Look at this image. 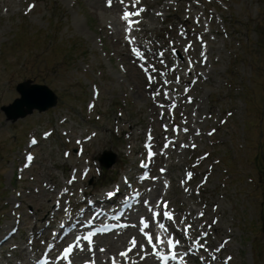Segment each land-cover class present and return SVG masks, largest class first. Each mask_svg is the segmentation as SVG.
<instances>
[{"label":"rangeland","instance_id":"obj_1","mask_svg":"<svg viewBox=\"0 0 264 264\" xmlns=\"http://www.w3.org/2000/svg\"><path fill=\"white\" fill-rule=\"evenodd\" d=\"M95 1L98 10L93 7ZM95 1L0 0V108L18 96L15 84L25 79L45 84L57 96L52 109L15 122L5 120L0 111V236L12 224L10 211L16 201H20L22 216L13 242L2 245L0 264L24 263L25 250L20 251V246L29 241L30 226L49 208L64 203L58 195L62 186L72 182L67 176L73 168L78 169L73 200L78 201L83 186L101 197L111 188L108 177L114 176L115 183L122 175L136 179L143 132L160 127L146 80L132 64L120 36L115 35L111 9L104 0ZM30 5H34L31 10ZM213 6L217 14L212 21L219 33L206 37L214 38L209 44L207 74L190 93L193 101L184 106L197 122L193 127L198 133L197 148L179 158L174 157L179 154L175 150L169 151V158L164 154L161 162L172 165L166 173L172 179L166 197L177 212V222L190 224L194 234L212 230L208 250L218 241L225 242L214 264H264V231L259 229L264 228L260 217L261 210L264 214V172L257 161L264 165V3L216 0L207 5L208 12ZM179 14L183 18L184 13ZM171 15L174 17L173 10L164 11L150 20L146 35L161 36L167 44L165 30H170L167 21ZM257 22L263 25L262 36L254 29ZM212 128L215 132L207 136ZM44 130L51 134L32 148L35 160L17 178L15 169L23 161L28 136L39 137ZM84 137L86 143L75 142ZM81 145L79 156L74 148ZM104 149L117 153L108 169L97 160ZM201 153L208 156L187 191L180 182L183 171ZM87 165L88 175L80 178ZM204 174L208 179L197 190L195 185ZM149 192L155 201L159 192ZM122 243L107 254L122 248Z\"/></svg>","mask_w":264,"mask_h":264},{"label":"water","instance_id":"obj_2","mask_svg":"<svg viewBox=\"0 0 264 264\" xmlns=\"http://www.w3.org/2000/svg\"><path fill=\"white\" fill-rule=\"evenodd\" d=\"M18 90L21 97L15 99L11 106L5 108L7 115L12 119L26 115L33 108L45 109L55 102L54 95L44 86H29L27 83H22L19 84ZM112 161L113 158L107 165Z\"/></svg>","mask_w":264,"mask_h":264},{"label":"snow or ice","instance_id":"obj_3","mask_svg":"<svg viewBox=\"0 0 264 264\" xmlns=\"http://www.w3.org/2000/svg\"><path fill=\"white\" fill-rule=\"evenodd\" d=\"M112 2H113V0H108V4H109V6H111L112 5ZM136 2L137 3H139V0H136ZM121 3H124V0H121ZM32 8H34V5H30L29 6V10H31ZM143 11H145V9H143V8H140L139 9V11L138 12H136V13H131V12H126L125 13V15L122 17L123 19H125V20H129V17L130 16H132V15H139L141 12H143ZM133 22L132 21H129V30H130V28H131V24H132ZM135 23H138V21H136ZM133 39H134V37H133ZM199 39V38H198ZM189 47H191V45H189ZM185 50H187V49H185ZM174 51V50H173ZM138 55H139V53H137ZM160 55H163V53H161ZM202 55H203V53H202ZM152 79H153V77H151V76H149V81L151 82L152 81ZM165 95H166V93H165ZM185 131H187V129H185ZM211 134V133H210ZM33 143H35V141H33ZM79 143V142H78ZM65 155L67 156V155H69L68 153H65ZM28 159H32V157L31 156H29L28 157ZM191 173H188V176L189 177H191ZM69 183H71V181H69ZM115 193L114 192H109L108 193V196H113ZM144 203L145 204H148V201H144ZM164 207H167V203L165 202V204H164ZM158 215H161V213H157V212H153V214H152V218H154L155 216H158ZM163 215H166L168 218H169V220H171L172 219V214L171 213H168V212H165V213H163ZM201 215H203V213H201ZM141 223H144V220H143V218H141ZM214 223H215V221H214ZM145 227H147V225H145ZM160 227L161 228H164L165 226L163 225V224H161L160 225ZM188 227H191V226H188ZM141 231H144V229L143 228H141ZM185 231H187V229H185ZM145 235L147 236V239H148V242L149 243H152V241H153V235H149L148 233H145ZM205 235H206V233H205ZM86 239H88V237H85ZM155 239L156 240H158L159 242H161V243H163V241L160 239V237H155ZM180 242L179 241H172V240H168V247L169 248H175L176 247V245H178ZM201 246H203V245H201ZM153 247H155V245L153 244ZM72 249L71 248H68V249H66L65 251H67V252H70ZM157 255H159V253H156ZM122 255H126V253H122ZM170 256H171V259H173V260H175V259H177V254H176V252H172L171 254H170ZM168 259H169V257L168 256H162L161 257V260L163 261V264H168ZM229 259H231V258H229ZM181 261L183 262V258H181ZM70 264H71V262H70Z\"/></svg>","mask_w":264,"mask_h":264},{"label":"bare ground","instance_id":"obj_4","mask_svg":"<svg viewBox=\"0 0 264 264\" xmlns=\"http://www.w3.org/2000/svg\"><path fill=\"white\" fill-rule=\"evenodd\" d=\"M95 1V0H94ZM96 5V7H94ZM93 7H94V9L95 10H98V6H97V4H96V1H95V4L93 5ZM117 10V6L115 5V6H113L112 7V13H114L115 11ZM110 16V18L112 19V22L114 23V25H115V32H116V34L118 35V34H120V29H119V27H117L116 25H118L119 23H120V21H119V19H116L114 16H112V15H109ZM152 17V16H151ZM158 190V188L156 187L155 189H154V191H157ZM132 231V229L130 230H128V232H131ZM131 233H133L134 234V232L132 231ZM127 235V233L126 234H124V235H121V236H114V238H113V236H112V238H110V235H106V236H103V237H107V239H102L101 241H102V243L103 244H101V243H98L97 245H96V248H101V246L102 245H104L105 246V251L104 252H106L107 250H109V251H111L114 247H115V245H117L118 243H122L123 242V240H124V238H125V236ZM136 235V237L138 238L137 239V241H135V242H140L141 240H139L140 239V237L137 235V234H135ZM123 244V243H122ZM140 246H141V244H140ZM138 247V244H136V247L134 248V249H132V250H126V252H127V254H126V256L128 255L129 257H132L131 256V254L133 253V252H136L137 251V248ZM135 250V251H134ZM105 255H101V258H103V259H106L105 257H104ZM114 257H116L117 258V260L116 261H121L123 264H125L126 263V258L124 257V256H119L118 254L116 255V256H114ZM150 258L151 259H153V257L150 255ZM154 260V259H153ZM108 261L110 262L111 261V258L109 257V259H108ZM148 261H150V260H148ZM106 262V261H105ZM96 264H104V261L103 260H97V262H96Z\"/></svg>","mask_w":264,"mask_h":264}]
</instances>
